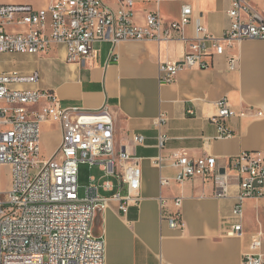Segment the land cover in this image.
<instances>
[{
  "label": "crops",
  "instance_id": "0c3cea01",
  "mask_svg": "<svg viewBox=\"0 0 264 264\" xmlns=\"http://www.w3.org/2000/svg\"><path fill=\"white\" fill-rule=\"evenodd\" d=\"M105 2L115 11L120 8L121 0ZM232 2L195 3L186 40L176 34L171 41H128L116 46L101 42L95 46L94 60L85 65L69 63L63 46L39 55L1 56L0 67L5 72L39 74L37 83L18 89L52 91L65 108L98 112L107 105L115 123L116 149L139 160L142 201L132 205L127 215L114 198L127 192L121 181L99 166H79L81 198L92 183L109 198L108 207L97 213L93 225L94 234L105 240L107 264H243L252 237L264 233V199H248L244 201V234H231L236 223L232 211L240 195L234 172L227 170L229 194L219 199L214 179L179 182L172 159L182 154L192 159L212 156L225 174L231 158L242 152H264V40L235 42L222 56L206 57L209 68L181 71L173 83L165 84L160 78L162 64L184 59L200 25L215 36L225 34L231 25ZM252 2L264 15V0ZM182 7L179 0H137L133 23L144 26L150 14H159L167 23L179 21ZM232 58L237 62L235 68ZM223 98L238 113L229 122L231 138H220L210 122L217 112L216 103ZM41 136L43 156H55L62 143L61 126L44 122ZM136 136H143L144 142L137 143ZM160 158L162 163L157 165ZM162 179L169 185L162 186ZM107 182L109 190L103 186ZM174 198L183 199V230L170 228L166 219L175 210L173 204L162 207L164 200Z\"/></svg>",
  "mask_w": 264,
  "mask_h": 264
},
{
  "label": "built area",
  "instance_id": "2783aa9c",
  "mask_svg": "<svg viewBox=\"0 0 264 264\" xmlns=\"http://www.w3.org/2000/svg\"><path fill=\"white\" fill-rule=\"evenodd\" d=\"M35 1H44L43 7L36 8L28 0H0V59L4 54L39 55L63 46L69 63L85 65L94 60L95 46L101 42L116 46L128 41H171L176 34L186 40L194 4L200 0H179L183 3L179 21L167 23L159 14H150L144 26L133 23L137 0H121L116 11L105 0ZM228 15L231 25L223 36H215L200 25L184 59L160 66L163 83H173L187 69L209 68L205 58L222 56L235 42L264 40V15L252 0H233ZM8 26L25 29L8 30ZM236 63L232 58L231 67ZM38 81V73L25 76L0 67V264H107L105 240L94 234L93 225L97 213L108 207L109 198L93 183L86 197H80L79 166H99L106 175L121 181L127 192L114 198L122 214L127 215L132 205L139 206L142 201L139 160L116 149L115 123L107 105L98 112L65 108L52 91L17 88ZM216 108L210 122L220 138H231L229 122L238 113L227 98L219 100ZM44 122L62 128L61 146L51 158L42 154ZM144 139L135 138L139 144ZM172 159L179 182L197 177L214 179L219 199L229 194L227 170L235 173L240 195L232 211L236 223L231 234L243 236L244 201L264 199V152H242L231 158L225 174L220 173L218 160L212 156L192 159L182 154ZM161 163L160 158L156 164ZM5 167L12 175L8 191L2 184ZM161 184L168 186L169 181L162 179ZM103 186L110 189L109 182ZM170 203L175 208L166 216L170 228L185 229L183 199L164 200L162 207ZM263 244L264 233L258 232L243 256V264H264Z\"/></svg>",
  "mask_w": 264,
  "mask_h": 264
},
{
  "label": "rangeland",
  "instance_id": "374dc122",
  "mask_svg": "<svg viewBox=\"0 0 264 264\" xmlns=\"http://www.w3.org/2000/svg\"><path fill=\"white\" fill-rule=\"evenodd\" d=\"M28 1H29V3L34 4L36 8L37 7L42 8L44 5V1H35V0H28ZM85 175H87V172H85ZM2 184H3V188L6 191L10 190L11 184H12V175H11L10 169L7 167L3 168V170H2ZM79 195H80V197H82L81 194H79Z\"/></svg>",
  "mask_w": 264,
  "mask_h": 264
}]
</instances>
